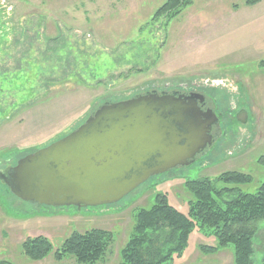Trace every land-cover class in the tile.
Listing matches in <instances>:
<instances>
[{"label": "rangeland", "instance_id": "374dc122", "mask_svg": "<svg viewBox=\"0 0 264 264\" xmlns=\"http://www.w3.org/2000/svg\"><path fill=\"white\" fill-rule=\"evenodd\" d=\"M165 1L0 0L1 171L67 136L100 105L151 89L198 84L221 114L223 131L194 163L151 176L115 203L78 208L23 201L0 178V260L80 264L73 256L58 261L54 252L73 231L97 228L112 240L95 264H119L136 214L157 195L188 213V180L209 177L217 187L248 193L264 183V0H194L175 17L155 19ZM229 171H243L252 182L217 180ZM257 226L252 261L264 264V220ZM38 235L54 251L35 261L22 243ZM164 235H154L162 242L154 250L167 243ZM203 245L217 240L197 226L174 263L234 264L233 246L205 253Z\"/></svg>", "mask_w": 264, "mask_h": 264}, {"label": "water", "instance_id": "95a60500", "mask_svg": "<svg viewBox=\"0 0 264 264\" xmlns=\"http://www.w3.org/2000/svg\"><path fill=\"white\" fill-rule=\"evenodd\" d=\"M201 101L200 95L145 93L104 103L0 178L23 201L78 208L115 203L151 176L194 163L213 144L217 115L203 113Z\"/></svg>", "mask_w": 264, "mask_h": 264}, {"label": "trees", "instance_id": "16d2710c", "mask_svg": "<svg viewBox=\"0 0 264 264\" xmlns=\"http://www.w3.org/2000/svg\"><path fill=\"white\" fill-rule=\"evenodd\" d=\"M260 1L245 0V3L256 5ZM193 2L166 0L155 12L154 18L165 15L175 17ZM262 63L264 65V61ZM217 180L241 185L252 182V176L243 171H229L219 175ZM186 184L193 195L188 202V213L172 206L166 194L157 195L150 209H141L136 214L133 233L120 250L119 264H175V258L184 254L189 237L197 226L204 234L213 235L217 240L216 246H201L203 252H216L231 245L234 264H253L257 222L264 220V183L253 193L241 192L232 186L217 187L209 177L188 180ZM160 229H163L167 243L163 248L154 250L162 245L160 239L154 237L157 232H162L158 231ZM111 240L112 233L106 229L94 228L82 233L73 231L54 252V258L61 261L66 256H73L80 264H95L104 257ZM22 248L25 256L35 261L46 258L54 251L51 240L42 235L28 237ZM0 264L13 263L3 259Z\"/></svg>", "mask_w": 264, "mask_h": 264}, {"label": "flooded vegetation", "instance_id": "af4514ba", "mask_svg": "<svg viewBox=\"0 0 264 264\" xmlns=\"http://www.w3.org/2000/svg\"><path fill=\"white\" fill-rule=\"evenodd\" d=\"M197 86H198V84H195L193 86H188L186 84H180V87H178L176 89L175 88H172L171 90L170 89H166V88H164V89H151V90L145 91V93H159V94H168L169 93V94H175L177 96L180 95V94H184L185 96H188V97L191 96V95L193 97H196V95H200V97L202 98V101H201L202 103L198 104V106L202 110V112L203 113L204 112H210V114H211V111H212L213 113H216V115H217V122L212 124L213 126H212V130H211V135L213 136L214 142H213L212 145L205 147V150L202 153H200V154H203V153L205 154V152L213 149V147L218 142V139L220 138V134L223 133L222 125H220L221 121H222V116L217 111L216 106H214L213 103L210 102L208 96H206V94L203 91L199 90V88ZM138 95H144V94H138ZM187 102H189V101H187ZM190 104L192 105V103H190ZM193 105H194V107L192 106V111H195V109H196L195 106L196 105L194 103H193ZM94 112L95 111H93L92 114ZM210 117L212 118V114L210 115ZM201 118H202V120H204V119L207 120L208 119V117L205 116V115L202 116ZM8 169H4L2 171L6 173ZM0 172H1V170H0Z\"/></svg>", "mask_w": 264, "mask_h": 264}]
</instances>
